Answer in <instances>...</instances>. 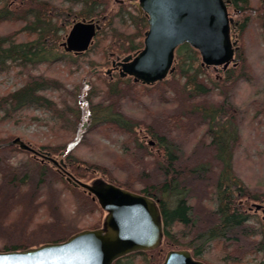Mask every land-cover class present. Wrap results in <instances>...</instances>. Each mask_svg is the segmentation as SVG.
Wrapping results in <instances>:
<instances>
[{
	"label": "trees",
	"instance_id": "1",
	"mask_svg": "<svg viewBox=\"0 0 264 264\" xmlns=\"http://www.w3.org/2000/svg\"><path fill=\"white\" fill-rule=\"evenodd\" d=\"M77 1L86 11H80L76 18L99 20L101 25L95 42L81 57L68 54L60 46L70 25L45 16L40 23L24 21L22 26L21 18L17 23L15 32L24 29L37 34L32 45L16 43L13 31L0 32V73L18 67V74L24 78L20 87L0 95V143L13 139L6 124L37 121L47 131L35 143L53 153L63 151L71 160L73 176L84 178L94 172L118 187L157 199L166 248H192L196 253L214 243L216 264H264V219L253 209L246 210L248 203H264V187L250 189L233 164L242 143L249 148L240 156L250 158L251 149L262 156L259 143L264 140L258 127L264 125V83L258 79V72L264 67L263 4L253 7L250 0H230L243 19L237 29L239 65L228 67L219 76L205 75L208 70L201 67L198 52L183 44L175 51V71L153 87L143 89L138 84L95 76L89 85L84 84L85 89L81 83L66 89L54 73L31 71L46 64L59 71L61 63L78 71L95 47L100 46L98 50L105 53L141 46V40L135 39L142 38L141 31L146 28L143 16L128 13L139 33L128 34L125 10L120 5L121 13L113 14L110 0ZM7 3L0 0L1 21L8 14ZM52 4L53 0L31 1L27 15H46ZM106 21L108 30L104 28ZM251 46H256L253 51H260L258 63L254 60L248 64L239 58L240 52ZM243 85L255 88V92L239 108L232 102L235 91L238 93ZM235 99L238 101L237 96ZM204 100L208 103L202 105ZM35 110L42 116L27 117ZM193 121L204 127L206 137L200 138L202 143L191 145L189 151L187 146L186 154L181 144L184 136L196 138L189 130ZM243 125L254 126L256 133H248L244 140ZM139 130L154 140L159 150L152 153L158 161L152 170L161 177L159 180L148 166L150 152ZM78 150L87 152L81 156L76 154ZM206 152L212 153L211 158ZM18 153V147L0 149V251L61 242L73 233L98 226L97 207L87 196L67 185L51 167L18 158ZM183 155L194 159L191 166H183ZM201 183L208 186L196 187ZM153 255L134 253L114 264H151Z\"/></svg>",
	"mask_w": 264,
	"mask_h": 264
},
{
	"label": "water",
	"instance_id": "2",
	"mask_svg": "<svg viewBox=\"0 0 264 264\" xmlns=\"http://www.w3.org/2000/svg\"><path fill=\"white\" fill-rule=\"evenodd\" d=\"M121 2V1H120ZM228 0H137L133 2L147 18L143 48L121 60L123 73L134 81L154 84L175 71V50L188 44L195 49L201 66L215 69L235 66L238 39L231 38L233 16L227 11ZM264 6V0H263ZM100 28L98 21H76L60 46L65 51L83 52ZM234 28V27H232ZM86 124L83 125L85 127ZM153 144V143H151ZM4 146H15L32 153L34 159H45L62 169L65 180L81 188L96 200L103 217L99 227L83 229L61 242H46L22 250L0 251V264H114L134 253L161 249L164 226L158 200L132 192L96 177L82 182L72 176L68 165L58 164L47 152L32 147L20 137ZM250 208L259 210L261 204ZM158 264H205L191 257L187 250L173 249Z\"/></svg>",
	"mask_w": 264,
	"mask_h": 264
},
{
	"label": "rangeland",
	"instance_id": "3",
	"mask_svg": "<svg viewBox=\"0 0 264 264\" xmlns=\"http://www.w3.org/2000/svg\"><path fill=\"white\" fill-rule=\"evenodd\" d=\"M136 1L137 0H135L134 2H136ZM128 2L129 1L126 0L125 3H124L125 4V7H126V10L132 15V17H135V16L137 17L136 8H134ZM251 2H252L253 7L257 6L258 4H261V5L263 4V0H251ZM109 5L113 7V14L114 13H118V12L121 13V11L119 10L120 9V7H119L120 5H118V3H114L112 0H110L109 1ZM123 5H121V6L123 7ZM229 12H232V10L230 9ZM231 15L233 16V19L235 20L234 21L235 24H234L233 34H235V38L238 39V47H239V41H240V39H239V36H238V33H237V29H238L239 24L241 23V21L243 19H242L241 14H239V12L237 14L231 13ZM124 18L128 21V23L129 22H133V21H130L128 19L127 14H125V17ZM116 20H118V19H116ZM0 28H1L0 32H9V31L15 32L17 30L18 26L17 25L16 26H13V25L10 26V25L6 24L4 26H1ZM126 29H127V33L128 34H135L137 32L136 29H135V23H132L129 27H126ZM144 31H145V29H143L141 31V33L144 32ZM140 39H142V38H139V36H137V38L135 39V42L140 41ZM94 42H95V39L93 40V43ZM99 47H95L94 51L89 55L88 60H87L88 66L85 65V66H83V68H80L78 71H76L75 67H71V69H70L69 67H65L64 64L61 63L60 66H58L59 71L56 70L55 67L53 68V66H49V65L46 64V65H39V67H37L36 69L33 68V70L31 72H33V73H40V72H43L45 70H48V74L49 75H51V74L54 73V75H56L60 79H62V81H63L62 83L64 84V86H65L66 89H70L74 85L77 86V84L79 85L80 83H81L80 85H81L82 89H85L84 84H85L86 80L87 81L88 80L89 81L94 80L92 78L93 75H90L91 71L94 70L93 67L94 66H99L101 64V61L100 60L105 61V59H103L101 57L102 56V53H100V52H103V51L102 50H98ZM254 48H256V46H251L250 48H248V50L245 51V53L240 52L241 54H240L239 58L241 60L242 59H245L248 64L253 63L254 60H255V62L258 63L259 61L257 60V55L260 56V51L257 52V49H256V52L253 51ZM262 50L264 51V48L263 47H262ZM238 54H236V55L238 56ZM84 58H86V57H84ZM94 60H97V61L95 63H93ZM261 61L262 60H260V62ZM235 63H236L235 66L231 65L230 67H236L237 65H239L238 64V58H236ZM261 63L264 65V62H261ZM47 66L50 68V71H49V68ZM72 66H74V65L72 64ZM10 71H12V72H10V73H0V95L1 94H4L6 92L12 91V90H14L16 88H18L19 86H21V82L24 79L23 77H21L18 74V72L21 71L18 67L11 66ZM12 73L13 74L17 73V75L16 76H13ZM99 73L102 74L103 72L100 71ZM258 74H259L258 79H260V81L264 83V67H263V69H262L261 72H258ZM205 75L214 78L216 75L219 76L220 74L218 72L216 73L214 71L208 70V71L205 72ZM84 76H85V80L83 79ZM254 89L255 88H249L247 85L240 86L239 92L237 93L235 91V93H236L235 97L237 96L238 101H236V99L234 97L233 98L234 101L232 103L235 104L239 108L240 107H243V102L247 103V102H249L253 98L254 95H252V93L255 92ZM54 97L56 98V100H58L57 99L58 97L56 95H54ZM59 99L61 100V97ZM206 103H208V102L206 100H204V102H203L202 105H204ZM58 104H59V106H61V102L59 103V101H58ZM30 116L40 117V116H42V114H41L40 111L35 110V111H33V113L29 114L27 117H30ZM196 122L197 121H195L193 123L194 126L189 129V130L192 131V133H194L196 135V138L194 139L193 135H189V137H186V136L183 137L184 140H183V143L181 144V148H182L183 152H186L187 151V146L189 148L188 149V151H189L191 149V145H192V147H194V145L196 144V141L202 143L200 141V138L205 139L204 138V135L206 137V134H204V132H203V130H205L204 127L202 125L197 124ZM83 124H84V122H83ZM253 124H255V123H253ZM245 125H249V124H247V122H245ZM245 125H243V127H244V140L247 139L246 135L248 133L249 134L256 133V129H255L254 126H248V127H246ZM5 127L12 134L13 138L14 137H20L23 141L29 142L32 145V147L34 146L33 148L38 149V150L40 149V150L43 151V149H41V147L39 146V144L38 143H35L36 142L35 139L37 138V139L41 140V134H42V132H45L47 130H46V128L44 126L39 125L37 123V121H34L33 120L31 122L24 121V122H21V123H18V124H6ZM170 130H171V127H169L168 131H170ZM259 131H262V133H263V137L262 138L264 140V125L260 129L258 127V132ZM255 136L256 135L254 134V137ZM193 139H194V142H193ZM147 140H149V144H151V143L154 144V140H150V138H148V137H147ZM8 142H6V143H0V144H7ZM5 147H12V146H4L3 148H5ZM13 147H15V146H13ZM259 147H260V149L262 151L261 152L262 153V156L261 157H258L256 154H254V152L251 149L249 151L250 158H247L246 155L244 157L243 156H240V153L242 152L243 149H248L249 148V146L247 145V143H242L241 146H240V149L238 150V155H235V157L233 159V164L235 166L236 172L239 173V176H242L243 177L244 181L247 184H249L250 189L252 188V186L258 187V188L264 187V142L262 144L260 142L259 143ZM3 148H0V149H3ZM154 149H157V151L154 150ZM18 150H19V153L17 154V157L18 158H23L24 160H29L30 159L31 161H33L35 163L37 162V163L41 164V162L39 160H36L33 157H31L32 156L31 153L25 152V151H21L20 149H18ZM76 150H73L72 153L75 154V151ZM44 151H49V150H44ZM148 151L150 152L149 153L150 163H149L148 166L151 168V173H153L152 174L153 177H155V179H158V178L160 179L161 177L158 176L157 174H155L153 172V170H152V168H154L155 165H157V162H158L156 160V158L154 159V156L152 155V153H158L159 150H158V148L156 146L155 148H153V150L148 147ZM188 151L186 152V154L188 153ZM86 152H87V150H78L76 152V154L81 155V156H84ZM205 154L207 156L210 155V158H211V155H212L211 152H209V153L206 152ZM188 160H190V161L188 162ZM252 160H253V162H252ZM147 161L149 162V160H147ZM162 161H163V159H162ZM162 161H160V163H162ZM191 162L193 163L194 162V159L186 158L185 155H183V159H182L183 166H185L187 164L189 166H191V164H190ZM41 165H47V166L51 167L52 170H54L58 174V176L60 178H62V180L67 185H70L65 180V178L63 176H61L50 164H41ZM89 175H91V174L89 173ZM97 177H99V176H97ZM80 179H82V181H85V182H90L92 180L91 179V180L86 181L87 180L86 178H80ZM204 186H205L204 183H201L200 185H196V187H200L201 189ZM207 186L208 185H206L205 187H207ZM63 187H64V185H63ZM78 190L81 191L80 189H78ZM66 192H67V190H66ZM81 192L91 200V197L88 196L84 191H81ZM91 201L95 204V201L96 200L95 201L94 200H91ZM193 202H196V199H194ZM96 203H97V201H96ZM252 204H254V203H248L246 210L248 208H250L252 206ZM260 204H262V203H260ZM262 205H263V208H264V204H262ZM96 207H97V209L95 210V214L96 215L97 214L99 215V223H98V226H97V227H99L100 222H101V219H102L104 213L101 210V208L98 205V203H97ZM194 209L198 210L196 207ZM100 210L102 211V213H101ZM256 215H258L261 218L264 217V213L261 210H259L256 213ZM86 229H90V228H86ZM173 249H183V248H181V247L166 248L164 246V244H163L162 251H160V253L154 252V255H153L154 258L150 256L149 259H154L151 264H158V263H160L163 260L165 253L167 251L173 250ZM218 250H220V249H217L216 250V253L218 252ZM127 261H131V260H127ZM126 264H133V263L127 262Z\"/></svg>",
	"mask_w": 264,
	"mask_h": 264
},
{
	"label": "flooded vegetation",
	"instance_id": "4",
	"mask_svg": "<svg viewBox=\"0 0 264 264\" xmlns=\"http://www.w3.org/2000/svg\"><path fill=\"white\" fill-rule=\"evenodd\" d=\"M114 3H118V5H121L122 3H123V0H112ZM119 1H121L122 3H120ZM135 0H129V4L130 5H132L134 8H136L135 7V5L133 4V2H134ZM229 2L227 3V11L229 12V10L231 9L232 10V12H229V14H230V16H232L231 15V13H234V14H237L238 13V11L231 5V1L230 0H228ZM111 9L113 10V7L111 6ZM136 11H137V15H140V16H143L144 18H145V20H146V28H145V31L147 30V28H148V22H147V18L145 17V15L144 14H140L139 12H138V10H137V8H136ZM113 12V11H112ZM115 12V11H114ZM81 20H86V21H89V20H92V21H99V20H95V19H85V18H76L75 19V22L76 21H81ZM235 21V20H234ZM234 24H235V22H234ZM71 26L72 25H70L69 26V30H68V32L70 31V29H71ZM99 26H100V28H99V30L98 31H96L95 32V36H94V38H93V40L95 39V37H96V34L100 31V29H101V25H100V21H99ZM232 27H234V25L233 26H231V38H232V40H234V38H235V34H233V30H234V28H232ZM144 31V32H145ZM144 32H142V39H140L141 40V42L140 41H137V42H140V44H141V46H139V47H137V48H135V49H133V50H124V49H117V50H112V51H110V50H107V51H105V53H103V52H100V53H102V58L103 59H105V61H102V60H100L101 61V64L99 65V66H94L93 68H94V70H92L91 71V73H90V75H93L94 77H92L93 79L95 78V76H97V77H102V76H105L106 78H107V81H116L117 79H119L118 81H123V82H128V83H134V84H138V85H140V86H142V87H144L143 89H145V87L146 88H148V87H153V85H155L156 83H154V84H143V83H141L140 81H137V82H135L134 81V78L132 77V76H130V75H128V74H126V75H121L122 73H123V71H122V65H120L119 63L121 62V60L123 59V58H125V57H127V56H129V55H134L136 52H138L139 50H141L142 48H143V39H144ZM67 35V34H66ZM66 37V36H65ZM140 38V37H139ZM65 39V38H64ZM64 39H63V41H64ZM64 50V49H63ZM89 50V47L86 49V50H84L83 52H80V53H75V52H73V51H68V54H71V55H73V56H83L82 54H84V53H86L87 51ZM177 50V49H176ZM67 52V51H66ZM237 53V52H236ZM236 53H235V55H234V62L236 61ZM233 63H231L228 67H230L231 65H232ZM202 68H205V69H207V70H211V71H214V72H218V73H221V72H224L226 69H228V67L227 68H225V69H223V68H221V67H217L216 69L213 67V66H209V67H207V66H201ZM92 68V69H93ZM91 70V69H90ZM100 71H102L103 73L101 74V73H99ZM217 76V75H216ZM83 79L85 80V76L83 77ZM92 81V80H91ZM91 81H87L86 80V82H85V84L86 85H89L90 84V82ZM161 82V81H160ZM81 103H82V101H81ZM84 117H85V115H84ZM84 124H86V123H84ZM86 126V125H85ZM139 133H141V136H140V139L141 140H143V142L150 148V149H152L153 150V148H155L156 147V143H154V144H149V140H147V137L144 135V134H142V130H139ZM151 140V139H150ZM34 147V146H33ZM40 150V149H39ZM154 150H156L157 151V149H154ZM40 151H42V150H40ZM44 151V150H43ZM55 159H56V162H58V164H60V161H63V164L64 165H68L69 166V169H66L68 172H70L71 173V168H70V166H71V163L68 161V159L66 158V155H65V153L63 152V151H61V152H59V153H57V154H55ZM41 160V159H40ZM41 162V161H40ZM43 164H50L61 176H63L64 177V174H63V171H62V169H57V166H53V164L52 163H47V161H44L43 162ZM72 174V173H71ZM92 175V176H91ZM91 175H87L86 177H84V178H86L87 180L86 181H88V180H91V179H93V178H96L97 176H99L98 174H96V173H94V172H92V174ZM72 176H73V174H72ZM73 177H75L76 179H78V180H80V181H82V179H80L81 177H76V176H73ZM65 178V177H64ZM82 182H85V181H82ZM107 182H109L108 180H107ZM111 183V182H110ZM73 187V186H72ZM75 188V187H74ZM77 188V187H76ZM77 189H80L81 191H83L81 188H77ZM92 200V199H91ZM95 201V200H94ZM95 204L97 205V203H96V201H95ZM264 204V203H263ZM248 205V204H247ZM247 205H246V207H247ZM248 210H251V208H248ZM253 210H255V209H253ZM259 210H261V211H263V213H264V208H260ZM101 211V210H100ZM101 213H102V211H101ZM264 219V218H263ZM212 244V243H211ZM209 245L206 249H204L203 248V250L202 251H200V252H194V250L191 248V249H189V248H183V250H187L189 253H190V255H191V257L193 258V259H195V260H198V261H201V262H203V263H205V264H216V262L214 261V259H213V257H215L216 256V254H215V246H214V243L212 244V245ZM211 253V254H210ZM241 261H246V259H241Z\"/></svg>",
	"mask_w": 264,
	"mask_h": 264
},
{
	"label": "bare ground",
	"instance_id": "5",
	"mask_svg": "<svg viewBox=\"0 0 264 264\" xmlns=\"http://www.w3.org/2000/svg\"><path fill=\"white\" fill-rule=\"evenodd\" d=\"M31 1H34V0H8V3L6 4V9L8 10V14L4 18L3 21L0 20V27L4 23H5V25L8 24L10 26L11 25L16 26L17 23H19L20 18L23 19V21L20 20V21H22L21 22L22 26H23V24H25V22L26 23L27 22H34V21L36 22V20H39L38 22L40 23V21L43 19L44 16L49 18V19H51V20L59 22L60 24H63V22H64L65 24L73 25L74 22H75L76 16L80 13V11H83V10L86 11L84 9V5L80 1H77V0L73 1V2H67L66 0H53V4L47 8L46 15L40 14V15H38L39 16L38 18L34 17L33 15H31L33 17L29 18L26 11H27V3L31 2ZM250 3H252L251 0H250ZM122 4H124V2ZM122 8H123V10H125V14L129 13L126 10L125 4L123 5ZM125 14L123 13L124 17H125ZM17 15H19L20 17L15 19L14 17L17 16ZM127 17H128V15H127ZM6 18L10 19V20H7L5 22ZM131 24H132V22H129V26ZM21 25H19V27L22 28ZM108 25H109V22L106 21V24L104 25V28L107 29ZM114 27H118V25L115 24ZM108 28H109V26H108ZM0 30H1V28H0ZM13 36L15 38L14 40L16 41V43L23 42L25 44L29 43L31 45L34 42H37L36 41V37H38L36 33H28L24 29H20V31L15 32L12 35V37ZM96 61L97 60H95V62ZM85 65L88 66L87 63H84V66ZM10 72H12V71L9 70V71H6L4 73H10ZM12 75L16 76L17 73H15V74L12 73ZM14 90H12V91H14ZM42 152H47L49 154V156L54 158V159L56 157L55 154L58 153V152L57 153H53L51 151H42ZM31 155H32V153H31ZM40 161H41V164H43V162L47 161V160L41 159ZM55 161H56V159H55ZM68 161L71 162L70 159H68ZM47 163H52V162L47 161ZM53 166H57V165L53 164ZM57 169L59 170V166H57ZM251 209H254V208H251ZM253 211L254 212H258L259 210H253ZM262 218H264V217H262Z\"/></svg>",
	"mask_w": 264,
	"mask_h": 264
}]
</instances>
